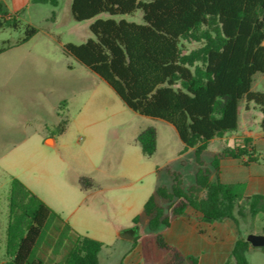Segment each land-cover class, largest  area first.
<instances>
[{"label":"trees","instance_id":"16d2710c","mask_svg":"<svg viewBox=\"0 0 264 264\" xmlns=\"http://www.w3.org/2000/svg\"><path fill=\"white\" fill-rule=\"evenodd\" d=\"M31 3L57 6L59 0ZM138 9L143 22L113 17ZM70 10L77 20L93 19L89 27L94 37L81 44L69 42L64 45L66 51L106 80L129 108L171 123L184 143L181 152L194 149V183L185 186L182 173L169 170L171 186H158L142 214L133 219L138 224L146 218L148 226L147 232L135 237L134 245L141 242L145 251H167L163 264L186 260L198 264L197 257L184 254L165 236L172 221L191 208L207 222L232 219L238 236L224 264H250L247 251L253 245L239 226L238 215L264 213V193L246 195L243 182L212 179V169L202 155L213 138L238 127L242 99L247 108L250 101L259 106L264 130V92L253 89L254 75L264 74V0H71ZM22 11L12 13L0 0V25L18 28ZM102 13L111 16L104 18ZM36 32L28 24L16 43ZM188 43L198 45L188 48ZM67 123L62 118L59 133ZM136 142L146 156L153 155L156 128L141 130ZM250 142L245 137L234 146L223 147L210 165L218 170L221 159L245 156L248 164L255 159ZM79 185L91 187L92 179L83 176ZM53 241V252L62 253L55 264H100L99 253L106 245L77 231L20 179L13 178L6 256L0 264H49L46 247Z\"/></svg>","mask_w":264,"mask_h":264},{"label":"rangeland","instance_id":"374dc122","mask_svg":"<svg viewBox=\"0 0 264 264\" xmlns=\"http://www.w3.org/2000/svg\"><path fill=\"white\" fill-rule=\"evenodd\" d=\"M70 3H30L19 14L18 28L0 25V49L5 47L0 51V259L6 256L11 182L18 178L77 230L109 244L101 250V264H163L167 251H145L141 242L134 245L117 232L131 226H136L137 235L148 231L146 218L138 224L133 218L142 214L158 186H171L169 170L181 172L185 186L194 183V149L181 152L184 143L171 123L129 108L106 80L66 51L65 44L94 37L89 27L93 19H75ZM113 17L143 22L141 9ZM28 24L37 28L36 34L17 44ZM253 89L264 92V74L254 75ZM62 118L68 123L59 133ZM262 119L259 106L250 101L247 108L242 99L238 127L210 141L202 155L205 165L214 170V155L249 134L255 159L244 169L264 176ZM148 126L157 130V149L151 156L136 142ZM83 176L92 179L91 187H80ZM238 218L244 234L264 232V213ZM54 247V241L46 247L49 264L62 257ZM131 249L132 259L125 260ZM261 249L247 251L250 264H264Z\"/></svg>","mask_w":264,"mask_h":264},{"label":"crops","instance_id":"0c3cea01","mask_svg":"<svg viewBox=\"0 0 264 264\" xmlns=\"http://www.w3.org/2000/svg\"><path fill=\"white\" fill-rule=\"evenodd\" d=\"M2 1H4L6 9L12 13L25 10L31 3V0ZM244 136L247 137L249 134H245ZM48 137H51L54 142L53 144H55V138L53 136ZM48 137H46L45 142ZM246 159V156L243 158L227 157L221 159L219 169L212 170V179L219 177V179L224 182H243L245 185L246 195L264 193V176L252 174L250 171L246 173L247 171H245L246 169L244 168H248L252 163L251 161L246 164ZM219 222H225L224 226H219ZM71 226L75 228L73 225ZM127 228H120L117 232L118 236L121 231ZM261 228L264 230V226ZM252 233L264 234V232ZM83 234L88 235L87 233ZM165 236L168 242L179 248L184 254L197 257L198 264H224L228 259L234 242L238 236V230L232 219L226 218L223 221L207 222L202 219L200 213L189 208L186 210L184 215H181L172 221L170 227L165 230ZM95 239L104 242L101 238ZM104 243L106 244L105 246H109L108 243ZM253 248H258V246L250 247L249 250H252ZM132 252L133 249L126 251L124 259L126 260L127 257L129 260L132 259ZM101 258L102 254L100 251V264Z\"/></svg>","mask_w":264,"mask_h":264},{"label":"water","instance_id":"95a60500","mask_svg":"<svg viewBox=\"0 0 264 264\" xmlns=\"http://www.w3.org/2000/svg\"><path fill=\"white\" fill-rule=\"evenodd\" d=\"M119 236L124 239L134 240L135 237L137 236L136 226H132L130 228L124 229L123 231L119 233ZM247 239L248 241H250V243L253 246H258V247L264 246V234H258V233L251 232V233H248Z\"/></svg>","mask_w":264,"mask_h":264}]
</instances>
